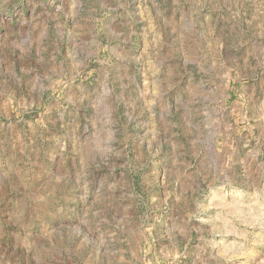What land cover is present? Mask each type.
Instances as JSON below:
<instances>
[{
    "label": "rangeland",
    "instance_id": "rangeland-1",
    "mask_svg": "<svg viewBox=\"0 0 264 264\" xmlns=\"http://www.w3.org/2000/svg\"><path fill=\"white\" fill-rule=\"evenodd\" d=\"M0 264H264V0H0Z\"/></svg>",
    "mask_w": 264,
    "mask_h": 264
}]
</instances>
